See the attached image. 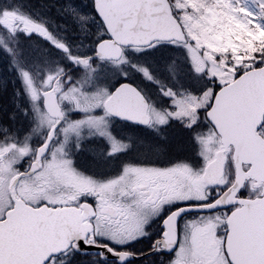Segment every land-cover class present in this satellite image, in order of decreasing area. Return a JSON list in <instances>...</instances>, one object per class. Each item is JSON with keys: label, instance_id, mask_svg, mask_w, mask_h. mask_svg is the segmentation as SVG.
I'll list each match as a JSON object with an SVG mask.
<instances>
[{"label": "snow or ice", "instance_id": "1", "mask_svg": "<svg viewBox=\"0 0 264 264\" xmlns=\"http://www.w3.org/2000/svg\"><path fill=\"white\" fill-rule=\"evenodd\" d=\"M0 264H264V0H0Z\"/></svg>", "mask_w": 264, "mask_h": 264}]
</instances>
